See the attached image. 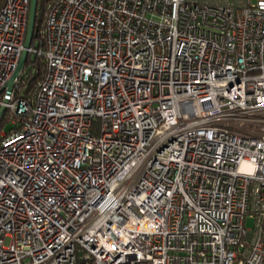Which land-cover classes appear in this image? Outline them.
I'll return each mask as SVG.
<instances>
[{
	"label": "built area",
	"instance_id": "2783aa9c",
	"mask_svg": "<svg viewBox=\"0 0 264 264\" xmlns=\"http://www.w3.org/2000/svg\"><path fill=\"white\" fill-rule=\"evenodd\" d=\"M28 8L0 3V264H264V0H49L16 97Z\"/></svg>",
	"mask_w": 264,
	"mask_h": 264
},
{
	"label": "trees",
	"instance_id": "16d2710c",
	"mask_svg": "<svg viewBox=\"0 0 264 264\" xmlns=\"http://www.w3.org/2000/svg\"><path fill=\"white\" fill-rule=\"evenodd\" d=\"M49 0H37L34 34L31 45L42 48L44 45V20L46 15V7ZM1 3V0H0ZM45 72V62L40 55L28 54L24 68L19 75L17 85L14 89L16 97H29L38 81L41 80ZM12 117L7 116L0 120V132L4 129L9 132L11 128H18V125L11 124Z\"/></svg>",
	"mask_w": 264,
	"mask_h": 264
},
{
	"label": "water",
	"instance_id": "95a60500",
	"mask_svg": "<svg viewBox=\"0 0 264 264\" xmlns=\"http://www.w3.org/2000/svg\"><path fill=\"white\" fill-rule=\"evenodd\" d=\"M36 8H37V0H29V8H28V15H27V22H26V30H25V37L23 41V48L21 50L17 68L7 83V93H10L12 91L14 82L19 78V75L21 74L27 56H28V48L31 45V40L34 34V24H35V16H36ZM5 112V106H2L0 108V115H2Z\"/></svg>",
	"mask_w": 264,
	"mask_h": 264
},
{
	"label": "rangeland",
	"instance_id": "374dc122",
	"mask_svg": "<svg viewBox=\"0 0 264 264\" xmlns=\"http://www.w3.org/2000/svg\"><path fill=\"white\" fill-rule=\"evenodd\" d=\"M7 116H10V112H9V111H6V112L4 113V117H7ZM252 225H253V220L247 218L246 221H245V227H246V228H250Z\"/></svg>",
	"mask_w": 264,
	"mask_h": 264
}]
</instances>
